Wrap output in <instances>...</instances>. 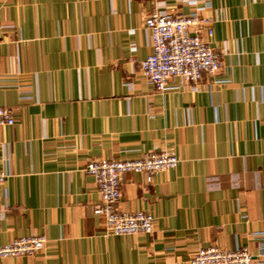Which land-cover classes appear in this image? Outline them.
<instances>
[{"label": "crops", "instance_id": "0c3cea01", "mask_svg": "<svg viewBox=\"0 0 264 264\" xmlns=\"http://www.w3.org/2000/svg\"><path fill=\"white\" fill-rule=\"evenodd\" d=\"M196 8L222 68L157 91L138 66L146 16ZM0 106L15 119L0 126V244L47 239L0 264H189L209 245L264 264V0H0ZM162 148L177 166L124 173L115 204L153 231H106L86 163Z\"/></svg>", "mask_w": 264, "mask_h": 264}, {"label": "built area", "instance_id": "2783aa9c", "mask_svg": "<svg viewBox=\"0 0 264 264\" xmlns=\"http://www.w3.org/2000/svg\"><path fill=\"white\" fill-rule=\"evenodd\" d=\"M205 6L209 3L204 2ZM144 29L151 52L139 62L141 76L157 91L171 88L169 79L180 78L192 89L206 73L212 75L222 68L220 55L209 45L207 38L213 30L208 19L201 16L198 8L188 14H178L164 9H155L146 16ZM15 121L8 106H0V126ZM180 159L166 149L151 150L134 159H109L104 157L88 161L84 171L96 185L99 201L93 213L104 219L106 231L113 235L151 233L153 215L147 211H128L115 204L121 196V179L124 173H141L150 182L153 174L173 169ZM6 178L0 170V226L4 217L3 183ZM44 235H26L0 244V257L31 255L44 248ZM254 255L247 247L222 249L216 245L200 247L189 258V264H254Z\"/></svg>", "mask_w": 264, "mask_h": 264}]
</instances>
